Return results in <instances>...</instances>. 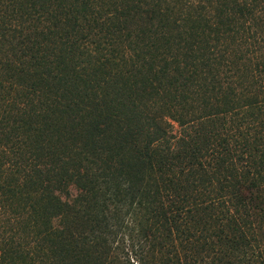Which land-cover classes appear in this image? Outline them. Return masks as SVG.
Here are the masks:
<instances>
[{"label": "trees", "instance_id": "16d2710c", "mask_svg": "<svg viewBox=\"0 0 264 264\" xmlns=\"http://www.w3.org/2000/svg\"><path fill=\"white\" fill-rule=\"evenodd\" d=\"M0 145V264H264V0H0Z\"/></svg>", "mask_w": 264, "mask_h": 264}, {"label": "rangeland", "instance_id": "374dc122", "mask_svg": "<svg viewBox=\"0 0 264 264\" xmlns=\"http://www.w3.org/2000/svg\"><path fill=\"white\" fill-rule=\"evenodd\" d=\"M170 122L172 123V126H173V132L179 130V127H178L176 122L171 121V120H170ZM0 147H1V145H0ZM68 191H69L68 194L58 192V191H55L53 193L59 198L58 199V201H59L58 209L61 213H62V204H65V203L66 204L68 203V205L72 204V202H74V200L76 198L75 196H77L79 193L78 190H76L74 186H70ZM76 207H77V204H76ZM28 211L23 210V213H27ZM72 211L73 210L71 209V207L69 208V206H68L67 213L69 214L70 219H72V222L77 221V223L80 222V223L86 224V220L83 216L79 217L76 220V218H75L76 214ZM27 215H24V217H27ZM24 217H20V218L18 217L17 220L24 221V224H27L25 221L32 224V222H30L32 220H26ZM57 221H58V219L54 218L52 221L53 225H56ZM30 224H27V225H29V227L31 228ZM30 228L25 227V231L29 230ZM85 235H88V234L85 233ZM32 236L33 235H31V237ZM121 237H122L121 234L118 236V238H117V236H115V238H117V239H119ZM117 239L114 240L113 237H110V238H107L106 240L104 238H99L97 240L96 245H97V248H99L100 250H102L101 246H103V245L108 246L107 251L105 253L106 258L102 264H136L135 262H133V259L128 258L125 255V252H124L125 250L123 251V247L126 245V243H125V245H123L122 243H116ZM43 243L47 244L46 242H43ZM89 243L90 242H88L87 244H89ZM30 246L31 247L33 246V242L30 243ZM86 248H88V253H90V248L87 245H86ZM23 250H24V248H23ZM97 255H98L97 249L93 248V259H96Z\"/></svg>", "mask_w": 264, "mask_h": 264}]
</instances>
